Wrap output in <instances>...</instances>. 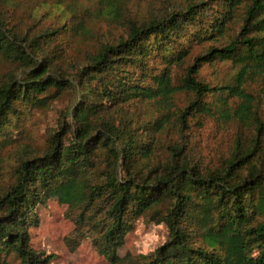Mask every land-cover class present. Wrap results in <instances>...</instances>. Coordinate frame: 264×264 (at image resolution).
I'll return each instance as SVG.
<instances>
[{"label": "trees", "instance_id": "trees-1", "mask_svg": "<svg viewBox=\"0 0 264 264\" xmlns=\"http://www.w3.org/2000/svg\"><path fill=\"white\" fill-rule=\"evenodd\" d=\"M107 6L112 14L106 18L123 34L86 53L65 78L54 75L62 72L49 45L67 25L74 35L88 32L80 14L71 10L60 27L30 34L0 13V58L24 74L0 83V135L19 117L17 103L44 104L46 99L37 97L51 88H71L77 98L43 155L22 160L14 183L0 195V253L14 254L21 264H51L53 255L31 246L30 228L38 207L58 198L82 218L103 213L98 244L111 264H264V167L255 161L264 124L246 88L249 80L264 79V0L193 1L144 21L123 19L125 0H108ZM239 10L242 25L228 35ZM189 32L214 45L187 67L186 49L164 56L166 67L150 78L153 52L173 49ZM226 61L238 68L233 85L210 87L199 80L203 65ZM173 66L184 67L178 86ZM180 92L193 96L177 115L180 133L189 130L190 118L198 113L220 114L251 120L257 133L253 144L245 149L238 139L217 168L193 163L179 143L167 146L165 163L158 161L159 135L171 125L170 105ZM216 92L218 99L207 103ZM138 105H154L159 114L139 121ZM102 157L101 181H92ZM147 213L166 224L168 240L144 260L123 263L118 250L126 241L127 220Z\"/></svg>", "mask_w": 264, "mask_h": 264}, {"label": "rangeland", "instance_id": "rangeland-1", "mask_svg": "<svg viewBox=\"0 0 264 264\" xmlns=\"http://www.w3.org/2000/svg\"><path fill=\"white\" fill-rule=\"evenodd\" d=\"M107 1L0 0V13L6 16L11 26L33 34L41 27H60L65 17L71 14V10L77 11L88 27V32L80 31L78 35H74L73 31H69L71 26L67 25V29L58 30L60 34L50 42L48 50L51 55H55L57 68L62 72L54 75L65 78L84 61L86 53L93 52L105 43L115 42L123 34V28L119 24L106 18L112 14V8L107 6ZM193 1L202 0H125L122 16L126 21L129 19L144 21L156 14L184 7ZM214 4L215 2L211 3V7L215 6ZM216 9L215 6L214 11ZM241 10L237 11L235 22L230 24L228 35L233 36L238 33L242 25ZM194 32H189L185 38L177 40L171 50L153 52L148 62L150 78L159 75L166 67L168 62L163 59L164 56L170 57L186 49L188 56L184 67H187L196 57L204 54L211 45H214V42L199 40V37L193 36ZM184 67L172 68L175 86L179 85L184 76ZM237 70L238 68L231 61L205 64L200 69L198 78L210 87L233 85ZM14 73L18 78L24 77L18 65L0 58V83ZM248 82L247 91L255 97V110L264 124V79L258 78ZM75 95L71 88L60 92L51 88L45 95L37 97L38 100L46 99L44 104L35 101L17 103L15 107L20 113L19 117L13 118L12 126L0 135V195L14 183L15 169L22 160L43 155L49 146L50 138L60 131V125L65 120L64 115L75 104L77 99ZM218 97L217 92L212 93L206 102L212 103ZM192 99V94L185 92L174 96L170 105L171 125L166 132L159 135L162 147L158 153V161L165 163L170 157L167 146H175L179 143L184 146L185 153L190 156L193 163L203 169L217 168L222 165L223 160L230 157L238 139L242 144L244 143L245 149L253 144L257 133L251 120L243 123L220 114L198 113L190 118L189 130L184 134L180 133L175 125L177 115ZM239 101L240 99L236 98L235 104L233 100L231 104L236 107ZM135 112L139 121L159 114V110L154 105H138L135 107ZM255 161L259 167H264V137ZM104 168L102 157L91 180L101 181L98 176ZM261 209H264L263 204ZM127 223L126 241L118 250V256L123 263H128L132 259L144 260L168 240V227L165 223L158 222L150 213L130 217ZM103 225V213L92 212L82 218L78 209L61 203L58 198H50L36 211V221L30 228V244L37 251L53 255L51 264H111L102 254L98 244L104 231ZM0 264H21V262L12 253H0Z\"/></svg>", "mask_w": 264, "mask_h": 264}]
</instances>
